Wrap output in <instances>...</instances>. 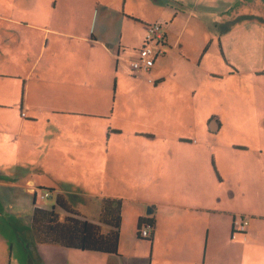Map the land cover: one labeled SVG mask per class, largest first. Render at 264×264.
<instances>
[{
  "label": "crops",
  "instance_id": "1",
  "mask_svg": "<svg viewBox=\"0 0 264 264\" xmlns=\"http://www.w3.org/2000/svg\"><path fill=\"white\" fill-rule=\"evenodd\" d=\"M166 2H169L167 8L172 2L185 6L183 0ZM162 5L159 0H0L3 38L0 44L17 66V72L11 76L21 80V99L17 102V89L0 75V162L3 167L9 166L3 168L6 174L2 178L6 183L0 186V264H91V258L76 252L127 257L141 264L140 248H134L135 253L128 255L121 253L123 239L145 244L151 264H217L216 260L229 264L235 249L242 251L244 263L264 264V237H259L264 235V228L258 224L264 215L257 213H264V200H257L260 196L264 198V111L233 109L228 96L227 123L232 120L251 123V128L245 126L243 132L252 139H243V145L235 141L225 145L218 141L224 123L215 114L207 124V131L214 138L211 151L208 145L197 143L185 134L196 131L195 116H192V113L199 114L198 109L194 111L195 94L181 98L172 94L168 86L182 87L187 80L192 81L191 86L196 85L187 67L197 70L202 60L183 54L181 39H174L177 33L174 17L170 13L165 15ZM199 5L200 0H194V6ZM134 6H138L136 11ZM155 23L163 27L166 55L149 73L134 74L123 64L130 66L138 58L145 44L146 26ZM208 32V28L203 29L204 36ZM239 34L251 33L240 30ZM238 71L204 70L212 80L225 83L227 89H233L237 80L243 93L239 100H248L252 93L247 88L251 84L247 75L264 76V68L259 74L257 69ZM123 78L134 85L147 84L150 92L121 96ZM145 99L158 105L152 113L154 124L150 128L137 121L144 116L143 107H148ZM178 99L181 104L175 111L176 122L170 119L169 113L163 122L156 119L168 112L170 103L179 102ZM12 100L19 114L15 108H9ZM257 100H254L256 104H264V88ZM17 126L18 147L30 152L32 160L22 158L5 139V134L15 132ZM28 131L34 138L37 134L49 133L52 141L48 145L38 143L27 135ZM163 132L167 135H161ZM112 137L116 138L114 159L109 160L115 170L112 179L133 182L131 190L135 195L131 200L136 205L125 226L122 199L107 195L101 198L121 201L118 253L36 244L31 230L34 208L50 209L42 203L37 205V200L34 203V192L41 188L55 190V194L64 198L66 192L53 172L40 178H51L59 187L38 183V176L32 175L33 172L28 176L21 168L11 167L16 162L13 160L19 158V166L29 162L38 164L47 154L50 164L63 160L69 168L82 166L99 175L106 172L108 165L103 163V156L109 150L102 148ZM55 139L62 142L56 143ZM83 143L92 147L85 151ZM76 146L81 147L76 150ZM59 150H64L60 157ZM69 154L73 156L62 158ZM228 156L231 159H226ZM12 180L18 181L11 183ZM65 200L82 216L91 218L95 210L92 206L81 208ZM222 202L224 205L219 207ZM232 214L234 217L230 220L228 216ZM64 215L61 214L63 218ZM237 216L250 217L254 222L244 232L234 233ZM140 220L154 223L151 240L138 236ZM231 240L236 243H230ZM104 263L111 262L106 258Z\"/></svg>",
  "mask_w": 264,
  "mask_h": 264
},
{
  "label": "rangeland",
  "instance_id": "2",
  "mask_svg": "<svg viewBox=\"0 0 264 264\" xmlns=\"http://www.w3.org/2000/svg\"><path fill=\"white\" fill-rule=\"evenodd\" d=\"M159 1L163 3L162 7L165 11L164 14L166 15L170 13V16L174 17V24L175 27H177V33L174 35V39L176 40L178 37L181 39L180 45L184 46L183 54L188 58L191 57L195 59L196 61L202 60L200 61L201 67L197 70H189L190 67H187V72L190 76H192V80L195 81L196 85L193 84L191 86L192 81L187 80L183 83L182 87L172 84L168 86L169 91L172 94L179 95L181 98H186L189 95L194 96L195 94L197 107L194 111L198 109L199 114L192 113V116H195L193 120L195 121L194 124L196 131L185 132V134L191 136V139H193L195 142L197 141V143L208 145L209 151H211V144L214 143V138L209 135V132L207 131V124L212 118V115L215 114L218 119L224 123V128L218 138V141L225 143V145H230V141L239 142V145H243V139H247L248 137L252 139L249 134L243 132V127L246 126V129L251 128V123L248 120L245 122V124L234 120L227 123V101H229L231 98V102L233 103L232 108H235L236 110L250 111L254 109H260L261 111H264V104L258 105L254 102V100L258 102L257 96L260 95V92L264 88V76H258L256 73L247 75L251 79V84L250 86H247V88L252 94L250 97H248V100H239L243 93L237 85V80L234 83L233 89H227L225 83L220 82L221 80H212L209 75L204 72V70L210 69L212 71L216 70V72H230L234 69L235 71L239 70L238 73H244L245 69H257V71H259L258 74L260 73V69L264 68V0H200L199 6H194V0H183V4L185 5L184 7H180L179 5L172 2L168 8L167 5L169 2H166V0ZM140 7L143 9L142 6ZM133 9L136 11L138 6H134ZM148 9L149 8H146V10ZM206 28H208L209 32L207 33V36H204L203 29ZM182 30L185 31L180 33ZM226 30L230 31L227 34H223V31ZM240 30L248 31L251 34L249 36L239 34ZM1 31L2 29L0 28V42L3 39L1 37ZM215 34H217V36H215ZM227 35H229V37H227ZM211 39H213L212 42ZM13 55L17 56V53H13ZM10 56V54L4 52V49L0 44V75H4L6 77L5 80H9L10 84H12V87L17 89V91H15L17 93V102H20L21 80L11 76L17 72V66L13 62V58ZM248 59L250 62L247 61ZM183 65L187 64L184 63ZM123 66H126V68H129L130 70V66L128 64L125 63ZM129 70L127 69L125 73L128 74ZM179 76L183 78L182 73H179ZM223 77L224 79H227V76ZM241 78H243L242 75ZM119 91L121 96H128L131 94L145 95L150 92L147 89V84L138 83L134 85L126 78H123V81H121V88ZM215 92H217V95ZM232 93L234 94L235 99L233 95H231ZM145 102L147 104L146 106L148 107H143L144 109L142 113L144 116H142V118L140 117L137 121H142V123L147 124V127L150 128L154 124L152 113L156 110L158 105H152L154 102L147 101L146 99ZM179 103L181 104L180 101H172L170 103L168 112H165V114H163L161 117H156V119L163 122L167 119L166 113H169L170 119L176 122L177 117L175 116V111L180 109ZM15 107V102L12 100L9 108L14 109ZM15 109L19 114V108L17 107ZM184 109L188 110L185 107ZM158 110L161 112L162 108L159 107ZM247 115H250V113ZM18 134L17 126L15 128V132L12 131L5 134V139L11 142L13 151L21 153L22 158L24 157L25 159L32 160V156H29L30 152L28 153L23 150L22 147H18ZM29 134L31 139L37 140L38 143L48 145V142L52 141L49 133L37 134L35 138L33 137L31 131L27 132V135ZM99 135L100 134H96L97 137ZM129 135H133V133H129ZM161 135H167V132H163ZM115 139V137H112L110 139V143L105 144L102 148L103 151L109 150L108 155L104 152L103 159L105 161L102 159L103 163H108V165L106 167V172H100L101 174L99 175L93 172L90 173L82 166L75 165L74 168H69L66 166L67 164L63 162V160H60L59 163L54 162V164H50L47 160V154H44L43 156L44 161H41L38 164L29 162L28 165L23 166H19L18 163H20V160L19 158H15L13 161L16 162H12L11 167H15L16 169L21 168V171L26 173L28 176L31 175V172H33L32 175L38 176V183H45L53 187L57 185L59 187V185L55 184L54 180L51 178H40L41 176H48L53 172V174H56L63 189L66 192L65 198L70 201V203L78 205L81 208L92 206V203L95 202L97 198L101 199L106 195L110 198L118 197L119 199H122L121 201L124 206V208H122L124 224L127 226L129 214L132 212V208L136 206L131 200L134 197L135 192L131 190V186L133 184L132 181H127V179L124 178L122 181L114 182L112 179L115 170L113 165H110L109 160L114 159ZM1 142L2 141L0 140V143ZM54 142L59 143L62 141H57L55 139ZM83 144L84 146L82 147H84L85 151H87L88 147H92L86 143ZM79 147L81 146H76V150H79ZM58 152L60 157L64 150H59ZM253 152L254 151L251 152L252 156ZM70 156L73 155L69 154L62 158H68ZM226 159L231 158L228 156ZM6 166L7 165L3 167L2 162H0V186L6 183V180L2 178L6 174V171L3 170V168H6ZM8 167L9 166H7V168ZM128 171L129 169L127 172ZM210 171L214 175L212 166H210ZM12 173L16 174L14 171H12ZM125 175H127V173L123 176ZM17 181L18 180H12L11 183H17ZM224 187L225 186L223 185L222 188L224 189ZM55 197L56 194L52 193V197L50 199H37V205L42 203L46 208L51 209L55 205ZM257 200L263 201L264 198L263 196H260ZM223 205L224 204L222 202L219 204V207ZM234 207L236 208L237 206H233V208ZM257 213L264 215L262 212ZM233 217L234 214L228 216L230 220H232ZM236 219L238 220L235 221L244 220L248 225L250 222H254V219L245 216L243 218H239V216H237ZM258 224L262 226L260 228H264V220H259ZM230 232H232V229ZM240 237L241 236L238 238ZM259 237H264V235ZM12 240L16 239L12 238ZM230 243L235 244L236 242L231 240ZM134 248L141 249L139 251L141 255V264H151L149 251L145 244H135L130 240H121L120 249L123 255H128L129 252L135 253ZM76 254H80V256L86 258H91V264H137L136 261H129L127 257L119 259L114 255L93 254L86 252H76ZM160 256L162 257V255ZM156 257L157 254L155 253L154 258ZM106 258L111 263H104ZM216 263L223 264L219 260H216ZM229 264L253 263L250 261L244 263L242 251L240 249H235L233 260Z\"/></svg>",
  "mask_w": 264,
  "mask_h": 264
},
{
  "label": "trees",
  "instance_id": "3",
  "mask_svg": "<svg viewBox=\"0 0 264 264\" xmlns=\"http://www.w3.org/2000/svg\"><path fill=\"white\" fill-rule=\"evenodd\" d=\"M52 193L55 190L38 189L34 192L33 201L35 203L37 198L50 199ZM46 194L48 196L45 197ZM54 201L55 205L50 210L34 208L31 230L36 244L59 245L96 253H118L122 226L121 201L97 198L92 203L95 210L90 219L70 207L62 195L56 194ZM64 213L68 216L64 215L63 218L61 214ZM147 226L151 230L147 240H151L155 228L151 220H140L138 236L141 237L143 227Z\"/></svg>",
  "mask_w": 264,
  "mask_h": 264
},
{
  "label": "built area",
  "instance_id": "4",
  "mask_svg": "<svg viewBox=\"0 0 264 264\" xmlns=\"http://www.w3.org/2000/svg\"><path fill=\"white\" fill-rule=\"evenodd\" d=\"M165 46L166 39L162 25L158 23L148 25L146 27L145 45L143 49L139 51L138 58L130 64V70L132 73H149L156 62L166 55ZM23 116H25V114H23ZM46 196H48V194H46L45 197ZM247 225L248 224L244 220L239 222L235 221L234 233L244 232ZM150 236V227H143L141 237L150 238Z\"/></svg>",
  "mask_w": 264,
  "mask_h": 264
},
{
  "label": "water",
  "instance_id": "5",
  "mask_svg": "<svg viewBox=\"0 0 264 264\" xmlns=\"http://www.w3.org/2000/svg\"><path fill=\"white\" fill-rule=\"evenodd\" d=\"M148 214H150V212H148Z\"/></svg>",
  "mask_w": 264,
  "mask_h": 264
}]
</instances>
